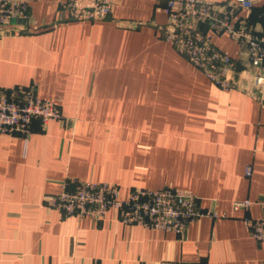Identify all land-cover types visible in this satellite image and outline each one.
<instances>
[{
	"label": "crops",
	"instance_id": "1",
	"mask_svg": "<svg viewBox=\"0 0 264 264\" xmlns=\"http://www.w3.org/2000/svg\"><path fill=\"white\" fill-rule=\"evenodd\" d=\"M28 1L20 32L0 35V89L34 87L63 122L0 135V264H264L242 221L264 217V82L254 87L239 45L201 26L238 63L240 87L223 90L159 38L163 0H112L97 22L68 20V0ZM252 1L233 8L234 25L264 26V0ZM73 179L115 184L121 198L183 189L225 217L177 235L122 224L114 209L99 221L46 209L43 196Z\"/></svg>",
	"mask_w": 264,
	"mask_h": 264
},
{
	"label": "built area",
	"instance_id": "2",
	"mask_svg": "<svg viewBox=\"0 0 264 264\" xmlns=\"http://www.w3.org/2000/svg\"><path fill=\"white\" fill-rule=\"evenodd\" d=\"M231 9L205 0H163V12L168 23L157 27L159 38L169 43L214 86L231 90L240 87L237 61L218 50L201 31L207 25L214 33H225L244 52L254 87L264 82V26L259 30L236 26L231 22L233 8L251 9L252 0H233ZM67 19L82 22L104 21L110 18L112 0H68ZM264 11V10H263ZM30 15L28 0H0V35L20 32L16 22H25ZM243 59V58H242ZM238 62L242 63L243 60ZM63 122L57 101H47L35 95L34 87L0 89V135L27 137L37 122L42 132L49 122ZM250 167H245L248 177ZM119 187L107 182L63 180L55 194L43 196L46 209L62 216L89 217L99 221L114 209L125 225L173 232L180 235L195 219L202 216L225 217V214L201 212L198 199L183 189L163 187L158 190L136 188L121 198ZM249 200L232 203L234 211H246ZM249 236L264 247V217L243 218Z\"/></svg>",
	"mask_w": 264,
	"mask_h": 264
}]
</instances>
